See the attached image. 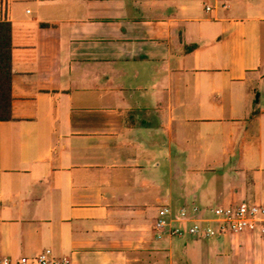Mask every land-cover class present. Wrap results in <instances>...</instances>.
<instances>
[{
  "label": "crops",
  "instance_id": "0c3cea01",
  "mask_svg": "<svg viewBox=\"0 0 264 264\" xmlns=\"http://www.w3.org/2000/svg\"><path fill=\"white\" fill-rule=\"evenodd\" d=\"M208 3L0 0V258L264 264V234L154 226L164 206L264 204V0Z\"/></svg>",
  "mask_w": 264,
  "mask_h": 264
},
{
  "label": "built area",
  "instance_id": "2783aa9c",
  "mask_svg": "<svg viewBox=\"0 0 264 264\" xmlns=\"http://www.w3.org/2000/svg\"><path fill=\"white\" fill-rule=\"evenodd\" d=\"M205 1V10L211 11L213 6ZM226 7V5H222ZM159 234L170 236H199L212 238L223 234H239L243 232L264 234V204L240 203L236 206H217L210 217H202L198 206L191 208L182 206L173 210L169 206L159 209L154 222ZM37 264H69V259L53 257L44 251L35 258ZM25 257L13 262L9 257H1L0 264H27Z\"/></svg>",
  "mask_w": 264,
  "mask_h": 264
},
{
  "label": "trees",
  "instance_id": "16d2710c",
  "mask_svg": "<svg viewBox=\"0 0 264 264\" xmlns=\"http://www.w3.org/2000/svg\"><path fill=\"white\" fill-rule=\"evenodd\" d=\"M11 31V23L0 18V121L12 119Z\"/></svg>",
  "mask_w": 264,
  "mask_h": 264
}]
</instances>
